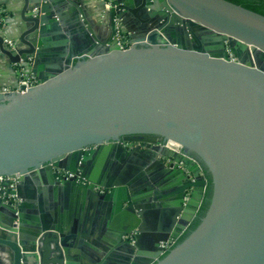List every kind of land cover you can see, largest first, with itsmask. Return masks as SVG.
Listing matches in <instances>:
<instances>
[{
    "label": "water",
    "instance_id": "95a60500",
    "mask_svg": "<svg viewBox=\"0 0 264 264\" xmlns=\"http://www.w3.org/2000/svg\"><path fill=\"white\" fill-rule=\"evenodd\" d=\"M22 1L27 27L13 49L0 35V55L37 85L0 93V177L17 179L0 191V264H81L107 205L116 227L97 237L113 264H264V16L226 0H112L100 39L80 0ZM204 169L209 207L163 255L200 209ZM167 198L164 226L144 234Z\"/></svg>",
    "mask_w": 264,
    "mask_h": 264
},
{
    "label": "crops",
    "instance_id": "0c3cea01",
    "mask_svg": "<svg viewBox=\"0 0 264 264\" xmlns=\"http://www.w3.org/2000/svg\"><path fill=\"white\" fill-rule=\"evenodd\" d=\"M103 1L104 0H80L84 8L86 19L89 21L94 33L100 39H106L109 36V21L108 17L104 14L107 8L103 5ZM111 1L112 0H106V3L110 5ZM22 4V0H0V15L4 13L0 18V35L4 36L5 40L17 41L20 33L27 27L20 17ZM119 17L120 16L118 15V18ZM124 22L128 25L129 29L123 26L122 20L120 19L116 20V29L120 28L123 32H126L128 41H132V16L129 14L125 15ZM27 66L28 65H26L24 70L20 66L11 65L2 55H0V93L5 90L16 89L19 80L29 76L30 68ZM80 182L83 183L82 181ZM24 192L26 193V191ZM162 192L166 194L167 190ZM68 197L69 203L67 207L70 211H73L76 206L87 208V203L84 201H78V203H76V197ZM151 203L152 205L149 207L146 215V225L143 229L144 234L148 235L154 230H157V228L164 226L171 204L170 198L159 202L152 201ZM100 210L101 214L98 213V218L93 222V229L87 239L90 253H87L88 251L86 249L82 251L87 253V256L81 259V264H93V261H97L98 259L102 261L104 260L103 264H113L111 260H105L103 258V251L99 246L102 245V243L101 241H98V237L102 235L105 239L111 233L112 229L116 227L118 217L115 215L113 207L110 205L103 206ZM4 221H7V215L4 211H0V222L3 223ZM144 251L146 253L149 252L146 249H144Z\"/></svg>",
    "mask_w": 264,
    "mask_h": 264
},
{
    "label": "built area",
    "instance_id": "2783aa9c",
    "mask_svg": "<svg viewBox=\"0 0 264 264\" xmlns=\"http://www.w3.org/2000/svg\"><path fill=\"white\" fill-rule=\"evenodd\" d=\"M104 1H105V7L108 9L109 4L106 3V0H104ZM123 33L124 32L120 28L117 29L118 41L120 42L122 47L128 48L133 44V42L132 41H124L125 35ZM5 44L7 47H9L11 49H13L16 46V42L12 41V40H5ZM36 85H37V81L34 77H32L31 72L29 70V76L26 78H21L18 82V87L16 89L5 90L3 92L13 91L14 93H24V92L28 91V89L33 88ZM156 145L170 149L176 153L183 154L182 146L180 144L174 142V141L165 140V141L157 142ZM16 181H17L16 178L4 177V176L0 177V191H3L5 189H7L9 191H11V190L13 191L15 189ZM79 181H82V180L79 179ZM3 196L7 197L8 199H14V204L18 203V200L13 195L3 194ZM177 244H178L177 239L161 243L160 247L163 249V255L168 253Z\"/></svg>",
    "mask_w": 264,
    "mask_h": 264
},
{
    "label": "trees",
    "instance_id": "16d2710c",
    "mask_svg": "<svg viewBox=\"0 0 264 264\" xmlns=\"http://www.w3.org/2000/svg\"><path fill=\"white\" fill-rule=\"evenodd\" d=\"M226 1L231 2L233 4H236V5H239V6H242L245 9H248L250 11H253L255 13H258V14L264 16V0H226ZM3 14L0 15V18H1V16H3ZM123 34L125 35L124 41H128V36L126 35L127 33L124 32ZM204 172H205L206 177L208 179V185H207L206 192H205V195L203 198V202H202L200 209L198 211L196 220L192 223V225L190 226V230L183 236L181 241L184 238H186L190 234V232H192L199 225L200 220L203 218V216L205 215V213L209 207L211 195H212V184H211V178L207 174L206 169H204Z\"/></svg>",
    "mask_w": 264,
    "mask_h": 264
},
{
    "label": "flooded vegetation",
    "instance_id": "af4514ba",
    "mask_svg": "<svg viewBox=\"0 0 264 264\" xmlns=\"http://www.w3.org/2000/svg\"><path fill=\"white\" fill-rule=\"evenodd\" d=\"M127 15V14H126ZM123 145H125L126 147H129V148H133V147H136V146H139L140 149H144L143 146H147L146 143H142V142H138V143H124ZM203 172V171H202ZM204 174V172H203ZM62 175V174H60ZM63 177H65L63 175ZM83 182V181H82ZM198 214V213H197ZM197 218V215L196 217L193 219V221L189 224V226L184 230V232L180 235V237L177 239V243H179L181 241V239L183 238V236L190 230V226L192 225V223L196 220Z\"/></svg>",
    "mask_w": 264,
    "mask_h": 264
}]
</instances>
